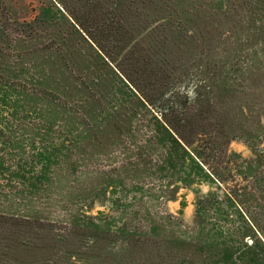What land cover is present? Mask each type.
I'll list each match as a JSON object with an SVG mask.
<instances>
[{"label":"rangeland","instance_id":"obj_1","mask_svg":"<svg viewBox=\"0 0 264 264\" xmlns=\"http://www.w3.org/2000/svg\"><path fill=\"white\" fill-rule=\"evenodd\" d=\"M64 1L0 0V264H264V165L249 144H228L225 185L190 165L182 175L176 150L149 140L155 113L132 101L117 63L50 29L20 38L40 12L58 22ZM179 10L168 105L214 79L241 90L257 62L264 122V0ZM69 47L87 73L54 69Z\"/></svg>","mask_w":264,"mask_h":264},{"label":"trees","instance_id":"obj_2","mask_svg":"<svg viewBox=\"0 0 264 264\" xmlns=\"http://www.w3.org/2000/svg\"><path fill=\"white\" fill-rule=\"evenodd\" d=\"M52 1L61 5L65 3L48 0L50 5ZM179 2L68 0L71 6H61L64 14L58 13V22L54 23L46 13L40 12L33 20L22 22L20 26L23 30L19 35L25 38L27 28L36 32L50 29L59 44H83L104 64L106 59L117 63L115 68L131 85V90L127 89L132 101L149 107L155 113L149 140L157 141L162 147L167 142L176 150L177 166L182 175H185L186 166L190 165L204 173L205 178H211L222 186L226 184V179L216 165L236 156L227 152L231 141L243 140L249 144L255 157L251 162L264 165V151L260 148L264 142V122L255 112L260 111L262 105V99L256 93L260 68L257 62L254 67H247V86L241 90L235 86H224L221 80L214 79L215 84H200L188 100L189 104L184 105L178 101L180 96H175L169 97L171 105H168L165 91L170 84L169 66L176 61L178 53L176 35L179 32L173 21H180ZM59 23H63V29ZM74 53L73 47L68 48L67 56L54 52L58 62L54 69L66 72L70 68L76 73H87L84 64L75 56L71 57ZM96 83L92 80L89 85L94 87ZM119 112L120 108L113 115ZM166 157V164L170 165L171 155ZM211 158L219 162L212 166L209 164ZM224 171L230 174V166ZM180 181L187 186L193 180L187 175L182 176ZM240 197L237 195L235 199Z\"/></svg>","mask_w":264,"mask_h":264}]
</instances>
